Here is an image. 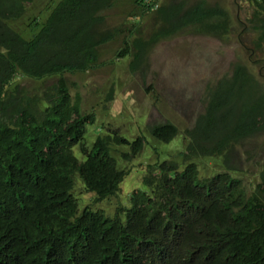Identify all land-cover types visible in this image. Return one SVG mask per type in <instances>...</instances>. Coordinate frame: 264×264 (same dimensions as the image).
Listing matches in <instances>:
<instances>
[{"label":"trees","instance_id":"16d2710c","mask_svg":"<svg viewBox=\"0 0 264 264\" xmlns=\"http://www.w3.org/2000/svg\"><path fill=\"white\" fill-rule=\"evenodd\" d=\"M117 1L60 0L28 41L17 24L35 0H0V264H264V171L251 195L236 176L245 163L238 147L264 134V77L241 63L209 85L204 113L184 130L183 169L165 161L140 170L145 190L113 218L79 212L74 173L106 200L130 176L117 167L112 146L129 148L131 160L147 145L144 136L132 142L106 131L86 146L96 115L82 112L81 94L74 96L64 77L95 68L100 49L122 33L103 30L104 13ZM144 3L151 13L160 6L153 33L133 40L130 31L119 54L133 56L134 72L148 67L165 40L190 34L224 41L233 31L228 10L207 0ZM246 3L253 45L264 54V0ZM52 76L58 82L34 95L15 81ZM149 132L165 143L180 133L171 121ZM200 157H217L225 172L203 177L193 161Z\"/></svg>","mask_w":264,"mask_h":264},{"label":"rangeland","instance_id":"374dc122","mask_svg":"<svg viewBox=\"0 0 264 264\" xmlns=\"http://www.w3.org/2000/svg\"><path fill=\"white\" fill-rule=\"evenodd\" d=\"M58 1L35 0L28 5L26 17L17 24L24 38L32 41L42 31L50 10ZM169 1L161 0V5ZM207 1L211 6L225 8L231 15L233 31L229 39L223 41L184 34L165 40L150 52L148 67L134 72L131 69L133 56L122 59L119 54L125 48V41L131 39L130 31L133 40L141 36L148 39L151 36L154 30L153 16L160 6L151 13L144 0H118L112 10L104 13L106 21L103 30L115 29L122 33L100 49L99 62L95 68L87 72L64 73L72 94H81L82 112L96 115L97 122L87 126L84 137L86 146H91L98 136L106 135V131H117L132 142L140 136L147 140L145 149L131 160L127 158V155L132 154L129 148L112 146L111 155L117 167L130 173V176L106 200L98 201L94 194L85 190L82 177L78 173L73 174V196L80 213L85 210L97 211L113 218L118 209L131 207L133 193L145 190L142 184L143 172L140 170H148L150 165L165 161H174L183 169L188 143L184 130L191 128L198 116L204 113L209 85L230 76L234 64L246 65L259 78L264 77V54L253 45L257 35L251 31L254 27L250 24L253 9L246 3L247 0ZM58 80L59 76H52L38 81L27 78L15 81L25 87L28 94L34 95L49 89ZM168 121L179 128L178 136L171 143L154 139L149 128ZM238 149L245 163L244 171L236 176L242 178L246 191L251 195L262 181L264 134L248 140ZM74 151L79 157L78 147ZM193 161L197 163L203 177L226 170L217 157H200ZM121 221L125 222V216Z\"/></svg>","mask_w":264,"mask_h":264},{"label":"clouds","instance_id":"9594fccd","mask_svg":"<svg viewBox=\"0 0 264 264\" xmlns=\"http://www.w3.org/2000/svg\"><path fill=\"white\" fill-rule=\"evenodd\" d=\"M149 8V7H148ZM153 11H155V10H153Z\"/></svg>","mask_w":264,"mask_h":264}]
</instances>
